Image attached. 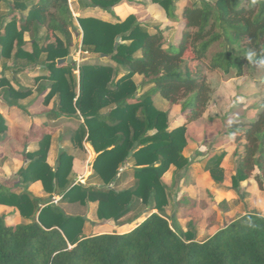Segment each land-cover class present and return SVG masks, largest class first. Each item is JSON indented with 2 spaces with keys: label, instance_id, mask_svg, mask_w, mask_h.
I'll use <instances>...</instances> for the list:
<instances>
[{
  "label": "trees",
  "instance_id": "obj_1",
  "mask_svg": "<svg viewBox=\"0 0 264 264\" xmlns=\"http://www.w3.org/2000/svg\"><path fill=\"white\" fill-rule=\"evenodd\" d=\"M123 1L88 0L91 7L104 11ZM151 1L179 24L175 43L167 41L161 28L150 30L135 15L114 24L77 18L82 34L80 54L105 55L114 66L98 61L57 65V60L70 55L73 33L79 35L67 0H41L25 16H13L8 24L0 25V59L37 62L41 48L35 47L30 54L23 50V35L32 30L37 33L45 27L62 37L44 48L48 74L37 91L39 95L46 93L45 83L50 84L44 102L56 98V116L83 120L70 141L78 149H83L85 142L91 145L97 154L93 171L102 182L100 187L70 186L72 155L61 151L54 170L47 163L51 136L32 126L21 136V145L25 148L35 143L38 149L14 154L26 163L16 173L19 182L12 187L0 185V207L12 209L23 220L9 224L0 216V264H264V216L247 213L198 243L192 232L180 229L176 213L166 215L172 195L161 180L170 166L182 170L187 165L182 155L188 144L186 127L202 118L210 101L205 71L242 76L245 61L264 64V0L186 2L177 18V0ZM80 3L87 7L82 0ZM11 9V14L25 11L26 0H14ZM36 13L44 17L42 25ZM214 45L221 51L205 64ZM136 75L142 78L138 85L133 81ZM30 93V89L12 87L4 75L0 78V99L8 108L18 107V101ZM156 95L167 102V110L155 108ZM174 106L180 107L178 114L183 120L171 128L169 114ZM104 109H108L105 114ZM258 109L255 119L230 123L220 136L236 146L232 190L252 180L257 190L264 192V99ZM9 140L0 115V145ZM130 153L135 185L116 191L110 186L127 173L120 169L128 164ZM225 153L208 158L206 171L215 185L224 183L221 162ZM35 182L41 183L49 197L60 196V202L97 203L99 221L130 223L136 219L131 214L137 203L149 209L126 233L85 236V218L67 216L50 198L34 197L28 185Z\"/></svg>",
  "mask_w": 264,
  "mask_h": 264
},
{
  "label": "rangeland",
  "instance_id": "obj_2",
  "mask_svg": "<svg viewBox=\"0 0 264 264\" xmlns=\"http://www.w3.org/2000/svg\"><path fill=\"white\" fill-rule=\"evenodd\" d=\"M194 1L196 0H177L175 2V11H174L176 18L179 16L181 9L186 2L192 3ZM147 2L149 4L150 0H147ZM78 6H80V8H83L80 1H78ZM151 6H153V4ZM115 7L114 9L112 8L110 11H105L108 14L107 16L105 15L104 17L105 20L113 21V22L118 20L119 22H121L122 18H127L128 15L135 14L138 20L140 21V23L147 26L150 30H154L155 28H161L164 31L168 42L170 43L176 42L177 35L179 33V28H178L179 24L169 20L164 10H162L163 16L161 17L158 16L157 19H154V18L146 17L145 8L140 6H135L134 4H126L124 8H120L119 10H116ZM165 17L168 19L167 22H162ZM78 30H79V35L74 36L75 43L72 48L74 51L72 52V54L75 55V53L77 52V55L80 56V52L78 50H79L82 34L80 29ZM219 51H221V47L219 45H214L207 53V59L205 60V64L209 62L213 54ZM101 61L103 62L99 63L98 61L97 63L105 64V65L109 64L110 66H112L113 64L110 61H104V60ZM78 62L76 63L78 65L80 64V62H82L80 61V57ZM22 75H20V73L16 74V73H12L11 71H6L4 77L6 78L7 76L8 80L11 81L12 76H14L15 79L21 81V79H19V76ZM205 76L211 89L210 101L202 118L199 119L198 121L189 124L186 127L187 139L189 140L191 145V146L189 145L188 147L186 146L188 148L187 151L188 158H191V162L188 164V169L186 170V173L189 174L192 170H194L196 168V166L194 165H197L198 168H200L203 171H206L208 166L207 162L209 156H211L212 154H220L222 151L226 152L221 162V167L224 169V183L219 186H214V188L216 190L221 189L223 192H225L226 196H228L227 197L228 200H225L226 202H220L222 201L221 199L222 197H220L218 193H216V191L214 190L210 191V189L207 186H205L202 182L193 184V185H198V189H194L196 196L195 199H199V200L203 199L204 205H207L208 207L215 205L217 212H223L222 216L220 217V224H218L219 226L212 227L213 221H215V217L217 216L211 215L209 213H205L204 210L205 208L202 205L203 203L200 204L198 203V201H196V203L193 204L192 208H194L196 211V212L194 211L195 216L189 221L191 223V226H187V227L185 226V228L187 229V231L190 232L194 231L195 233H197L196 238L198 242H202L203 240H206V238L209 236L208 234H211V232H213L217 228L225 225V223L234 221L238 215H243L245 212L255 213L257 215L264 216V192L258 191L252 180L240 184L238 190L231 189L230 178L234 174L236 169V160L233 156V152L236 146L232 140L230 139L223 140L220 138V136L227 131V127L230 123L247 122L256 118V115L259 112L258 105L264 99V64H257L250 60L245 61L243 66L242 76H236L234 72H232L230 75H224L220 71H214V72L205 71ZM135 82L138 83V80L135 79ZM153 100L155 107L157 109L162 111L163 109L168 108L167 102L163 100L159 95H156ZM179 108H180L179 106H174L172 109H170L171 111L170 118L172 123L171 128L177 127L176 125L181 124L183 120L178 114ZM19 114L21 113L19 112ZM8 119L12 120L13 122L16 121L18 125H22L21 122L26 123L25 124L26 127L30 125L29 121L37 122V124H41L42 122V120L36 121L38 120V118H31V119L8 118ZM42 124L45 125L44 122ZM56 125H58V127L60 125V127L63 130L61 132L68 131L72 133L75 130L73 129V127H75L77 123L70 120L68 121L62 120L59 121V123H56ZM49 129H54V128H49ZM14 133L15 132L11 131L12 135ZM55 141L56 142H55V148L53 150V154L50 155L48 160L51 166H54V162L58 154L56 149L58 140L55 139ZM67 145L69 146V148H71L72 146L74 147V145L70 142L69 143L67 142ZM17 150L22 151L23 149L18 146ZM78 150L82 153L85 152L84 146L83 149H78ZM4 156L5 153L1 151L0 159H2ZM200 156L201 157L206 156V157L201 158ZM6 161L7 162H4L5 164L7 163L6 165L3 163V161L2 162L0 161V185L3 184V185H7L8 187H12L13 184L19 182V178L17 177L16 174L17 167L12 166L9 160ZM179 176L180 175H178V177ZM189 181L185 182L182 187L187 188L188 185H191ZM29 190L35 194L44 192L42 188L40 189L39 187L33 186L32 184L28 185V191ZM186 201L182 203L181 200H178L177 202L178 204L180 203L179 205H185ZM218 202L220 203L218 204ZM191 204L192 201L189 200L188 206H190ZM144 210H145L144 207L142 208L140 207L138 211L134 210V212L131 214L132 218L134 216L135 218H137L140 213L141 216L144 215L147 212ZM11 211L12 209L10 208L0 207V216H3L5 221H7V223L9 224H18L23 222L22 218H20L18 213H14ZM73 214L78 216L83 215L81 212H74ZM94 216L96 217V215H94V213L91 212V214H89V219L93 218ZM140 217L137 220L130 222L129 224L124 223L123 225H121L112 222H109L107 224H101L100 225L101 227L97 228L96 229L97 231H93V233L91 232L92 230H94L92 229L93 225H90V227H88L87 229L88 231L87 233L88 235L99 234V233L123 234L127 230L132 229L136 224H138L140 220L143 219L144 216L142 218Z\"/></svg>",
  "mask_w": 264,
  "mask_h": 264
},
{
  "label": "crops",
  "instance_id": "obj_3",
  "mask_svg": "<svg viewBox=\"0 0 264 264\" xmlns=\"http://www.w3.org/2000/svg\"><path fill=\"white\" fill-rule=\"evenodd\" d=\"M40 1L41 0H26V8L27 9L25 11H21V13H20V11H16V12L11 14V10H12L11 8L14 5V0H0V25L5 26L6 24H8L11 21V18L13 16H15L16 19H18L20 17V14L21 15L23 14L25 16L28 13L29 8L32 6L38 5ZM78 1H81V0H67L69 9H70L72 16L74 18V25L76 28L79 29V25L77 22V18H79V17L96 18V19H100L102 21L112 23V24L119 22L118 20L114 21V22L105 20L104 19L105 15L106 16L108 15L107 12H105L102 9H99L97 7H91L90 4L87 7L80 8V6H78ZM126 4H134L135 6H140V7L145 8L146 17H148V18L157 19L158 16H160V17L163 16V13H162L163 9L159 5L154 4L151 0H150L149 4H148L147 0H126V1H123V3H121L120 5H117L115 8H116V10H119L120 8H124V6ZM152 4H153V6H151ZM112 12H113V10H112ZM112 12H111V14H112ZM109 15H110V13H109ZM131 15H135V14H131ZM125 19L126 18H122L121 21H123ZM36 20L39 24L42 25V23L44 22V17L40 16L39 14L36 13ZM167 20L168 19L165 17L162 22H167ZM74 36H77V34L75 33V35H74V33H73V44L75 43L74 42V38H75ZM57 37L60 40H62V37L60 35H58V34L55 35V33L53 34L51 32H48L45 27H41L37 33H35L33 30L31 32L24 33L23 40H24V42H26V45L23 48V50L25 53H27V54L32 53L35 50V47H37L38 50L41 48V53L38 56L37 62L28 63L26 60L14 61L12 58L11 59H3V58L0 59V78L2 75L5 74L6 71H11L12 73H16V74L20 73V75L23 74L22 76H19V79H21V81L15 79V77L12 76V79L10 81V85L12 87H14L15 89H17L18 87H23V88H27V89L31 90V93L28 97H26L23 100L18 101V107L8 108L6 106V104L0 99V115L5 120L6 126L8 128V136L10 137V140L4 146L0 145V152L3 151L5 153V156L2 159H0V161L1 162L3 161V163H4V162H7L6 160H9L10 164H12V166L17 167V172L21 168H24L26 166L25 162L19 160L16 156H14V154H19L23 151H25L27 153L28 152H34L38 149V146L35 143L28 144L25 148H23L21 145V139H22L21 136H23V134H27L29 132V130L31 129V127L34 126L36 128H41L44 131V133H47L51 136L50 149H49V152L47 155V163L48 164H49V162H48L49 157H50V155L53 154V150L55 148V142H56L55 139L58 140V143L56 145V149H57L58 154H57L56 160L54 162V166H52L54 168V170H56V168H57V159H58V155L60 154L61 151H66L72 155L73 167H72V172H71L69 179H68L70 186L79 185L80 183H83V184H81L83 186L100 187V186H102V182L94 174V171H93V164H94V161L97 157V154L94 152L91 145L86 143V142L83 143L84 150H85L84 153L80 152L78 150V148L73 147L72 145H71L72 149L69 148V146L67 145V142L71 143V141H70L71 132H68V131L61 132L63 130L60 127V125H59V127H58V125H56V123H59V121L70 120V121L77 123V125H75L76 128L73 127V129L76 130L78 128V126L83 123V120L82 119L81 120L76 119L78 117L66 118L63 116H60V117L56 116V112H54L56 110V98L54 97L47 104L44 102L45 95L50 90V84L45 83L46 89H47L46 93L39 95L38 91H37V87L40 84L44 83L42 78H44L48 74L47 69H46V65H45L46 52L44 51V48L47 46L54 45L55 39ZM80 43H81V41H80ZM72 48L70 49V55L69 56H72L73 61L75 63H77L79 61V57L82 54H80V56H79V55H77L76 51H75L76 52L75 55L72 54V52H74ZM12 54H14V51ZM75 56H78V57H75ZM101 60L109 61L107 59V57L106 58H99L98 60H90V61H95V62L99 61V63H101V62H103ZM80 61H81V59H80ZM90 61H86V62H90ZM112 66H114V64H112ZM4 67H6L7 69L3 71ZM75 75H76V80L78 81V72H75ZM6 78H7V76H6ZM135 79L138 80V83L135 82ZM7 80H8V78H7ZM141 80H142V78L140 76L136 75L133 77V81L137 85L141 82ZM140 92H141V90L139 89L138 93H140ZM153 104H154V100H153ZM154 106H155V104H154ZM167 109L168 108H165L162 111L167 110ZM107 111H108V109H104V110H102V113L105 114V113H107ZM19 112L21 114H19ZM170 113H171V111H170ZM8 118H27V119L38 118V120H36V121L42 120V122H41V124H37V122L29 121L30 125L26 127L25 126L26 123L21 122L22 125H18L16 121L13 122L12 120H10ZM43 122L45 123V125L42 124ZM178 125H181V124H177L176 126H178ZM50 126H52V127H50ZM47 128L48 129L54 128V129L48 130ZM11 131L18 133L17 136H15L16 135L15 133H14L15 135L14 134L12 135ZM186 139H187V130H186ZM187 143H188L187 144V147H188L190 145V142L188 139H187ZM18 146L21 147L23 150L22 151L17 150ZM187 147L185 148V150L182 153L183 158L185 160H187V165L185 166V168L182 170H178L175 166L172 165L169 167L168 171L161 178L163 184L167 188H169V192L172 195V198L169 200L168 205L165 208V213L167 216H173V214L176 213L177 224L180 227V229L183 231H187L185 226L186 227L191 226V223L189 221H190V219L194 218V216H195L194 213L196 211L194 208H192L193 204H195L196 201H198V203H200V204L203 203V199L202 200L195 199L196 196H195V190L194 189H198V185H193V184H195V183L197 184L198 182H202L205 186H207L210 189V191L214 190V191H216V193H218V195L220 197H222L221 198L222 201H220V202H226L225 200H228V198H227L228 196H226L225 192H223L221 189L216 190L214 188V186H219V185H215L213 183L208 171H203L200 168H198L197 165H194V166H196V168L194 170H192L189 174L186 173V170L188 169V164L191 162V158H188V155H187V151H188ZM203 157H206V156H202L201 158H203ZM3 163H1V164H3ZM133 165H134V162L130 157L128 164L125 167L121 168L122 170L120 169L121 173H123L125 171H127V173L119 181L114 182L110 186V188H112L116 191H122V190H127V189L132 188L135 185V179L133 177L132 170H131L133 168ZM178 175H180V176L178 177ZM119 177H120V175L117 178H119ZM173 180H174V183H173ZM179 180H180V183H179ZM187 181H189V183H191V185H188L187 188L182 187L183 184ZM32 185L39 187L40 189L42 188L40 182L32 183ZM30 192L32 193V191H30ZM32 194L34 197L42 199V200H46V199L50 198V200H52V202L54 201L53 203L55 205H59V207L64 211V213L67 216H78V215H74L73 213L74 212H81L83 214L82 216H85L84 218L86 220L84 227H83V234L85 236H92V235H88V233H87L88 232L87 229H88V227H90V225H93L92 229H94V230L91 231L93 233V231H97L96 229L101 227L100 226L101 224H107V223L111 222V221H99L97 216L96 217L94 216L93 218L89 219V214H91V212L94 213V215H96L97 203H87L85 206H82L79 204H70L67 202H60V199H61L60 196H57L55 194L51 197H49V195H47L45 192H41L38 194L32 193ZM178 200H181L182 203L185 202L186 200L187 201H186L185 205H179L180 204L179 203L178 208H176V203ZM189 200L192 201V204L190 206H188ZM220 202H218V204ZM202 205L205 208L204 209L205 213H209L211 215L217 216V217H215V221H213L212 227H218L219 226L218 224H220V217L222 216L223 212H217L215 205H213L211 207L204 205V203ZM135 207H136L135 211L136 210L138 211V209L140 207L142 208L144 206L141 203H137ZM148 209H149V207L145 208L144 211H147ZM153 212L155 213L156 211H153ZM245 214H247V213L245 212L243 215H245ZM146 215H147V213H145L144 215L141 216V213H140L138 215V217L134 220H137L140 216H141L140 218H142L144 216L143 217V219H144ZM243 215H241V216H243ZM237 217H236V219H237ZM142 220H140V222ZM231 222H233V221L225 223V225L217 228L216 230L211 232V234H208L209 236L206 238V240L209 239L210 237H212L220 229H223L226 226H228ZM123 224H121V225H123ZM125 224H127V223H125ZM132 229H129L126 232H128ZM192 233L194 235L195 241L198 242L197 238H196L197 233H195L194 231ZM93 235H97V234H93ZM206 240H203L202 242H204ZM202 242H198V243H202Z\"/></svg>",
  "mask_w": 264,
  "mask_h": 264
},
{
  "label": "water",
  "instance_id": "obj_4",
  "mask_svg": "<svg viewBox=\"0 0 264 264\" xmlns=\"http://www.w3.org/2000/svg\"><path fill=\"white\" fill-rule=\"evenodd\" d=\"M87 6H89V2L88 0H82ZM119 42V39L117 38L116 39V43H115V46H117ZM99 58H106L105 55H99V54H89V53H84L80 56V59L82 62H86V61H90V60H98ZM57 65L60 66V65H63V64H67V65H70L73 63V57L72 56H68L66 58H63V59H59L57 60ZM137 145L135 144V147ZM129 158L132 157V153L129 154L128 156ZM122 170V169H121ZM242 216L239 215L237 217V219H240Z\"/></svg>",
  "mask_w": 264,
  "mask_h": 264
}]
</instances>
